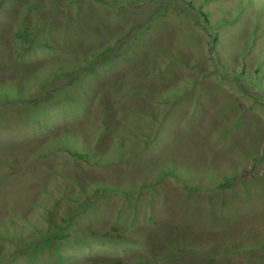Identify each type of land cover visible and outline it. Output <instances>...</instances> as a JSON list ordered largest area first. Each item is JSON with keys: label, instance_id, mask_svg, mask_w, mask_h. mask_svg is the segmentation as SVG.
I'll return each mask as SVG.
<instances>
[{"label": "rangeland", "instance_id": "374dc122", "mask_svg": "<svg viewBox=\"0 0 264 264\" xmlns=\"http://www.w3.org/2000/svg\"><path fill=\"white\" fill-rule=\"evenodd\" d=\"M0 264H264V0H0Z\"/></svg>", "mask_w": 264, "mask_h": 264}]
</instances>
